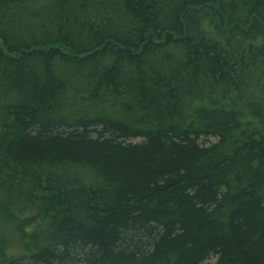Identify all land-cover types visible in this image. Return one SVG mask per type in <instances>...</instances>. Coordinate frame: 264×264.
Returning <instances> with one entry per match:
<instances>
[{"label": "trees", "instance_id": "trees-1", "mask_svg": "<svg viewBox=\"0 0 264 264\" xmlns=\"http://www.w3.org/2000/svg\"><path fill=\"white\" fill-rule=\"evenodd\" d=\"M0 264H264V0H0Z\"/></svg>", "mask_w": 264, "mask_h": 264}]
</instances>
